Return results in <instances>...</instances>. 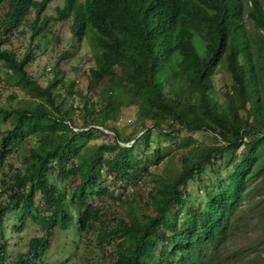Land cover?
Here are the masks:
<instances>
[{
    "label": "trees",
    "instance_id": "16d2710c",
    "mask_svg": "<svg viewBox=\"0 0 264 264\" xmlns=\"http://www.w3.org/2000/svg\"><path fill=\"white\" fill-rule=\"evenodd\" d=\"M53 1L0 0V80L27 98L0 105L1 264H46L56 234L75 225L104 254L98 264H227L247 202L264 186V0H64L55 19L72 21L75 43L45 86L27 67ZM32 15L20 56L6 45ZM84 41L86 93L60 78ZM221 67L230 76L223 103L214 96ZM132 106L139 126L126 145L115 124ZM154 130L182 144L175 173L152 170L165 158ZM197 132L213 141H195ZM12 213L19 229L32 221L42 234L8 262Z\"/></svg>",
    "mask_w": 264,
    "mask_h": 264
},
{
    "label": "rangeland",
    "instance_id": "374dc122",
    "mask_svg": "<svg viewBox=\"0 0 264 264\" xmlns=\"http://www.w3.org/2000/svg\"><path fill=\"white\" fill-rule=\"evenodd\" d=\"M64 6V0H55L49 6L44 16L50 18L45 30L34 40V51L37 56L34 62L28 65V72L33 78L43 85L53 79V68L57 61L61 58L62 52L67 48V44L75 43L74 37L71 34L72 21H58L55 19L57 9ZM5 11V8L0 9V16ZM34 20V15L28 19L20 28L23 33H17L11 37L8 48L16 51L22 56L30 45L32 30L29 22ZM252 29V28H251ZM254 30V29H253ZM17 32V31H16ZM39 46V47H36ZM74 54L66 61H62V68L66 75H60V78H65L67 83L75 82L76 90L80 89L85 93L88 91V79L85 72L90 67L88 56L91 53L90 47L84 41L78 48L73 50ZM52 69V71H51ZM215 81V99L219 103L224 102V93L230 85V76L228 72L221 67L214 78ZM228 86V87H227ZM64 87H59L57 93H64ZM96 92V91H95ZM98 93H96V96ZM16 100L12 101V98ZM27 99L26 96L16 88L8 86L0 80V105L14 106L20 105L22 100ZM69 105L79 108L82 104L77 94L68 98ZM138 110L136 107H128L123 109V113L119 121L115 124L120 132L121 140L126 145H131L130 136L136 131L139 126ZM74 119L82 126L80 114L74 115ZM111 134L110 139L114 136ZM186 135L183 133L182 136ZM195 141L212 142L213 139L204 132L191 133ZM154 140L160 144L162 154L165 158L159 162L153 172H167V169H172L175 173L178 170V159L182 153V144L176 143V140H167L164 135H159L156 130L152 132ZM105 136H101L93 143H101L106 141ZM130 142H127V141ZM92 143V144H93ZM14 162L19 166V161L14 159ZM0 181V203L6 202L7 195L3 193ZM152 188V180L145 179L141 183V187L136 191L134 200L138 201V208L144 202L146 193ZM261 190L255 193V196L247 202V217L244 222L247 224L242 234L238 235L230 242V253L233 257L227 264H264V186ZM120 192V191H119ZM128 192V190L126 191ZM20 222L15 213L10 214L4 220V233L7 243L6 260L12 262L19 253L26 252L31 239L41 236V231L32 221L28 222L24 227L19 229ZM76 226V225H75ZM73 226L69 231H59L54 237L52 247L44 258L46 264H98L103 262L105 256L94 249L92 235H84L81 237V232L77 227ZM1 264V260H0Z\"/></svg>",
    "mask_w": 264,
    "mask_h": 264
}]
</instances>
